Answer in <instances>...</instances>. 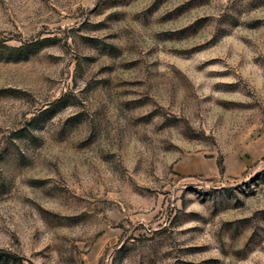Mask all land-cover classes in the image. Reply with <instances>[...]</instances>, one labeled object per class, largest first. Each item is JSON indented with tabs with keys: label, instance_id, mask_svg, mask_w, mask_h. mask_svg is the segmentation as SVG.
I'll use <instances>...</instances> for the list:
<instances>
[{
	"label": "rangeland",
	"instance_id": "rangeland-1",
	"mask_svg": "<svg viewBox=\"0 0 264 264\" xmlns=\"http://www.w3.org/2000/svg\"><path fill=\"white\" fill-rule=\"evenodd\" d=\"M0 264H264V0H0Z\"/></svg>",
	"mask_w": 264,
	"mask_h": 264
}]
</instances>
